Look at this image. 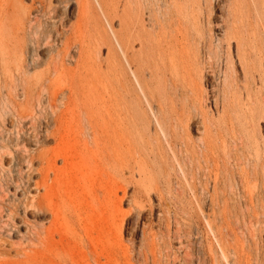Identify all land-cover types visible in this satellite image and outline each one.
Instances as JSON below:
<instances>
[{
	"label": "bare ground",
	"instance_id": "bare-ground-1",
	"mask_svg": "<svg viewBox=\"0 0 264 264\" xmlns=\"http://www.w3.org/2000/svg\"><path fill=\"white\" fill-rule=\"evenodd\" d=\"M262 121L264 0H0V264H116L101 236L152 193L264 264Z\"/></svg>",
	"mask_w": 264,
	"mask_h": 264
},
{
	"label": "rangeland",
	"instance_id": "rangeland-1",
	"mask_svg": "<svg viewBox=\"0 0 264 264\" xmlns=\"http://www.w3.org/2000/svg\"><path fill=\"white\" fill-rule=\"evenodd\" d=\"M107 1L110 2L111 0ZM25 4L28 5L29 2L26 1ZM223 5V3L218 4L215 8L214 13L217 17L216 20L220 19L224 12ZM103 53L105 54V52H102V54ZM203 84L210 92L207 106L215 112L213 109L215 105L213 94L215 93L211 92L213 85L212 78L207 77L203 81ZM194 131L195 126L191 128V135L192 137L197 138L199 135ZM261 131L264 136V121H262L261 124ZM198 182L199 181L196 182V187L199 192L200 187ZM191 196L192 194L188 193L186 199L189 200ZM158 201L157 195L152 193L150 200L145 201L146 203L144 202V209L140 215L136 209L130 206L129 201H125L124 204L119 207L120 209L116 206L118 214L121 212L128 213L123 222L122 229L118 231L114 227L115 225L111 226L110 222V226L113 228L112 231L107 233V235H102L101 241L98 243L100 247L107 246L115 251V254H117V257H115L117 258L115 261L116 264H153L151 257H147L148 252L146 248L147 242L152 238V234L155 235L157 250L160 254V264H188L185 262L186 251H189L190 253L189 256L192 259V264H226L220 253L214 256V258H210L209 254L206 253L207 242L205 237L207 235L208 227L204 217L209 214L206 207L199 209L200 211L198 209L193 210L192 214L194 213V219L189 220L183 216L181 211L176 210L174 206L170 204L168 206L160 205ZM174 215L178 218L180 225L175 223ZM198 218L200 219V222H195ZM168 221L170 222V233H168L167 229ZM177 228H180L179 234L175 235L174 231ZM244 236L249 244H251L252 242L248 235L245 234ZM56 240H58V238H56ZM250 246L254 251L252 245ZM259 247L261 251H264L263 234L259 242ZM78 248L82 253L80 260L82 259L84 262L89 261L93 263L90 249L86 246H80ZM78 248L76 249V247H73V250H76L74 252L75 254H78ZM123 254L125 255L123 256ZM252 254V262H254L255 254L254 252ZM103 261L104 258H102V262Z\"/></svg>",
	"mask_w": 264,
	"mask_h": 264
}]
</instances>
